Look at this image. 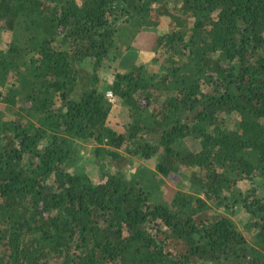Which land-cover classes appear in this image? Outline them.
Returning a JSON list of instances; mask_svg holds the SVG:
<instances>
[{
	"label": "trees",
	"instance_id": "16d2710c",
	"mask_svg": "<svg viewBox=\"0 0 264 264\" xmlns=\"http://www.w3.org/2000/svg\"><path fill=\"white\" fill-rule=\"evenodd\" d=\"M0 99V264H264V0H0Z\"/></svg>",
	"mask_w": 264,
	"mask_h": 264
},
{
	"label": "rangeland",
	"instance_id": "374dc122",
	"mask_svg": "<svg viewBox=\"0 0 264 264\" xmlns=\"http://www.w3.org/2000/svg\"><path fill=\"white\" fill-rule=\"evenodd\" d=\"M173 5V4H172ZM153 16L158 18L160 20V25L156 28H143L139 32V36L137 40L133 42L132 48H126L124 45H119V54L120 56H117V59L113 62V66L117 68L116 73H126L128 71V65L134 64L137 66H145L149 70L158 71V65L154 64L152 61V58L155 56L154 48L155 46L152 44H147L148 42L155 39V33H157V30L159 31L160 28H167L169 18L168 17H159L156 15V13L153 12ZM146 30V31H145ZM5 34V33H4ZM9 34V33H8ZM6 37V36H5ZM154 44V43H153ZM128 66V67H127ZM100 76L103 78L111 81L114 77L113 71H106L104 68L100 70ZM1 100V99H0ZM113 108L111 110V113L108 117V125L115 128L120 129L121 128V108L118 102H115L113 98ZM6 103L2 104L4 106ZM10 113V112H8ZM91 144H82V153L83 157L88 160V165H92V162L94 160V157H90V149H92ZM135 166H143V167H149L151 169H155L156 166V159L152 158L150 161L135 160ZM163 182L161 183V190L164 192V196L170 200L173 195L176 193L179 189H184V187L187 185L188 179L185 176L181 175H170L163 177ZM188 190V189H187ZM252 217V215L248 214L245 210L237 209L235 214H232V218L238 225V227L249 237L250 233L247 230L246 223L247 221Z\"/></svg>",
	"mask_w": 264,
	"mask_h": 264
},
{
	"label": "built area",
	"instance_id": "2783aa9c",
	"mask_svg": "<svg viewBox=\"0 0 264 264\" xmlns=\"http://www.w3.org/2000/svg\"><path fill=\"white\" fill-rule=\"evenodd\" d=\"M106 94H107V96H108L109 98H111V99L113 100L114 95H113V92H112V91L107 90V91H106Z\"/></svg>",
	"mask_w": 264,
	"mask_h": 264
}]
</instances>
